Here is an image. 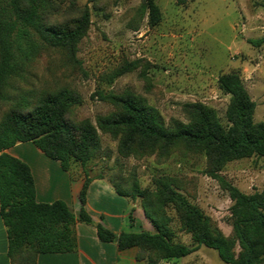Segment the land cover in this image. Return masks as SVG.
<instances>
[{"label": "trees", "instance_id": "16d2710c", "mask_svg": "<svg viewBox=\"0 0 264 264\" xmlns=\"http://www.w3.org/2000/svg\"><path fill=\"white\" fill-rule=\"evenodd\" d=\"M94 8L102 12V7ZM148 17L151 28L162 14L156 0H143L139 17ZM91 26L88 6L78 0H0V101H9L0 120V219L7 228L8 257L11 264H37L40 254H66L78 250L76 224L94 225L100 241L115 242L123 251L137 248L136 259L147 264L185 258L201 246L214 249L227 264H264V188L246 194L220 173L231 162L252 157L264 158V122L255 121L257 104L237 72L224 74L219 86L230 96L223 124L217 111L202 103L184 105L187 122L166 125L157 108L132 91L116 94L99 90L100 101L114 110L97 116L96 122L78 120L74 110L82 104L79 93L68 87L44 90L38 95L20 93L12 98L15 81H24L41 54L50 49L61 51L67 63L79 65V45ZM264 45V37L251 40ZM141 61H123L104 73L101 81L111 85L133 72ZM101 133L117 141L122 158L155 156L167 161L176 152L203 154L207 176L218 181L232 202V235L226 236L211 217L190 199L183 182L171 176L154 178L153 187L142 189L119 175L109 183L122 197L140 199L145 217L154 232L114 233L95 223L86 210L91 183L88 165L102 152ZM32 142L48 158L60 163L72 179L76 166L82 168L84 183L80 210L76 215L63 201L38 203L32 171L28 164L6 150L19 143ZM175 212L179 230L191 236L192 246L175 242L172 227ZM130 224H135L133 211Z\"/></svg>", "mask_w": 264, "mask_h": 264}, {"label": "rangeland", "instance_id": "374dc122", "mask_svg": "<svg viewBox=\"0 0 264 264\" xmlns=\"http://www.w3.org/2000/svg\"><path fill=\"white\" fill-rule=\"evenodd\" d=\"M142 3L143 0H78V5L88 6L91 13L90 29L77 53L79 65L67 63L57 49L46 50L31 66L25 80L14 82L11 97L68 87L78 92L83 101L75 108L74 117L95 123L97 116L114 110L99 100V90L116 94L129 90L157 108L166 125L187 122L184 105L189 103L212 107L226 124L230 96L218 81L224 74L237 72L257 104L255 121L264 122V45L255 47L250 43L264 37V0H156L162 19L154 28L149 26L147 16L139 17ZM95 4L103 11H96ZM123 61L141 62L136 70L111 85L101 81L104 73ZM10 104L0 101V120ZM100 135L102 152L88 165L91 177L101 175L109 182L119 181L122 175L129 184L138 181L142 189L152 188L154 178L176 177L183 182L192 202L225 235H232V202L218 181L206 175L203 154L176 152L163 162L155 156L122 158L117 152V141ZM72 172L78 178L83 175L80 166ZM220 175L246 194L261 191L264 158L231 162ZM135 202L141 205L140 199ZM170 214L175 242L192 246L191 236L179 230L175 212ZM160 264L227 263L216 250L201 246L185 258Z\"/></svg>", "mask_w": 264, "mask_h": 264}, {"label": "crops", "instance_id": "0c3cea01", "mask_svg": "<svg viewBox=\"0 0 264 264\" xmlns=\"http://www.w3.org/2000/svg\"><path fill=\"white\" fill-rule=\"evenodd\" d=\"M6 152L29 165L38 203L63 201L76 215L78 214L83 179H72L70 173L64 171L58 161L48 158L32 142L19 143ZM86 210L95 223L103 224L116 234L151 232V229H154L145 217L140 203L120 196L105 179H96L91 183L87 192ZM132 211L135 218L133 226L129 221ZM76 234L78 241L76 252L40 254L37 264H146L136 259L137 248L121 251L115 242L100 241L94 225L78 222ZM0 264H11L8 257L7 228L2 219H0Z\"/></svg>", "mask_w": 264, "mask_h": 264}]
</instances>
